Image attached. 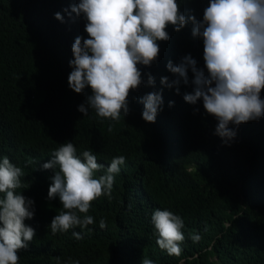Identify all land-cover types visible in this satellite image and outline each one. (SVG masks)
<instances>
[{
  "label": "trees",
  "instance_id": "trees-1",
  "mask_svg": "<svg viewBox=\"0 0 264 264\" xmlns=\"http://www.w3.org/2000/svg\"><path fill=\"white\" fill-rule=\"evenodd\" d=\"M77 2L0 0V158L7 156L22 169V187L16 191L33 199L35 208L34 218L25 223L36 236L20 250L19 264H141L145 257L154 264H264V117L230 125L237 135L225 145L214 134L218 121L202 100L192 105L183 99L194 88L190 69L189 84L181 81L179 94L163 86L161 77L176 79L168 61L176 65L191 55L204 68L203 48L172 26L166 29L171 41L158 42L157 61L139 66L144 83L130 92L129 114L116 121L92 109L83 115L77 109L91 89L75 93L68 75L75 38H88L86 21L63 11ZM178 3L183 13L201 20L208 6V0ZM57 12L64 22L55 19ZM149 73L154 86L147 84ZM150 92L163 98L155 123L142 119L140 98ZM65 142H72L81 158L84 150L97 156L105 165L97 178L114 157L126 161L115 174L111 198L91 202L87 215L94 224L53 234L48 225L64 209L58 197L47 198L54 173L41 166ZM156 209L184 221L179 256L156 243L151 221ZM101 218L107 221L104 229ZM74 231L83 238L77 240ZM193 234L199 241L191 239Z\"/></svg>",
  "mask_w": 264,
  "mask_h": 264
},
{
  "label": "clouds",
  "instance_id": "clouds-1",
  "mask_svg": "<svg viewBox=\"0 0 264 264\" xmlns=\"http://www.w3.org/2000/svg\"><path fill=\"white\" fill-rule=\"evenodd\" d=\"M183 9L178 0H78L70 9H64L69 18L86 21L84 30L88 36L75 38L73 59L69 61V88L77 94L91 89V95L77 110L88 115L92 109L99 117L113 121L122 114L127 116L130 92L144 83L139 66L150 67L157 61L158 42L171 41L166 29L172 26L176 32L182 30L187 42L203 48L204 68H198L191 55L176 65L168 61L166 67L176 79L161 77L163 86L175 87L179 94L181 81L189 84L190 69L194 88L183 99L192 105L202 100L206 113L218 121L214 134L225 145L237 135L230 125L264 117V0H208L202 20L199 15L196 19L183 13ZM55 19L64 22L60 12L55 13ZM147 84L155 85L150 73ZM140 103L142 119L155 123L163 110L162 93H147ZM173 104L169 102L170 107ZM125 161L122 155L114 157L105 174L97 178L96 173L105 167L97 156L84 150L81 158L72 142L62 143L41 166L54 173L47 198L58 197L64 209L48 225L51 232L94 224V217L87 215L91 202L101 196L111 198L115 174ZM22 176V169L7 156L0 158V264H19L20 250L27 249L36 236L35 229L25 223L34 218V200L16 191L22 187ZM151 221L157 245L169 255L179 256L185 239L183 219L170 210L156 209ZM99 227H107L106 219H100ZM73 236L77 240L83 238L80 232L74 231ZM191 239L197 242L200 236L193 234ZM141 264L154 261L145 257Z\"/></svg>",
  "mask_w": 264,
  "mask_h": 264
}]
</instances>
